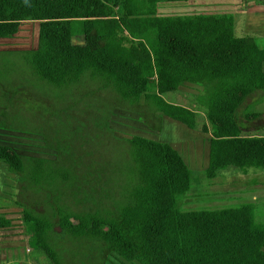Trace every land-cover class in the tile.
I'll use <instances>...</instances> for the list:
<instances>
[{"label":"trees","instance_id":"1","mask_svg":"<svg viewBox=\"0 0 264 264\" xmlns=\"http://www.w3.org/2000/svg\"><path fill=\"white\" fill-rule=\"evenodd\" d=\"M186 1L0 0V39L15 35L23 21H37L36 47L14 52L38 80L62 86L89 76L99 94L112 89L135 105L143 98L208 133V178L231 168L264 170V126L247 129L239 120L244 101L264 91V47L236 35L231 13L158 14L161 4ZM187 85L204 114L172 100ZM253 107L244 111L248 121L261 116ZM112 108L99 99L85 115L110 141L127 143V157L82 158L46 141L50 156L36 157L0 145V162L22 178L20 188L44 195L22 205L28 249L49 264H74L78 256L107 264L115 255L131 264H264V223L256 221L254 204L181 210L192 178L184 158L165 141L115 138ZM124 177L129 185L122 189ZM12 228L13 220L0 215V229Z\"/></svg>","mask_w":264,"mask_h":264},{"label":"rangeland","instance_id":"2","mask_svg":"<svg viewBox=\"0 0 264 264\" xmlns=\"http://www.w3.org/2000/svg\"><path fill=\"white\" fill-rule=\"evenodd\" d=\"M215 13L233 14L236 35H250L264 47V0H187L158 7L160 15ZM37 30V21H23L15 35L0 39V145L6 144L21 155L36 157L50 156V149L44 141L58 143L66 147L70 154L82 158L85 155L94 157L95 154L127 157L128 144L110 141L85 115V111H96V103L100 99L106 108L113 107L110 128L115 138L123 141L133 135H141L165 141L184 158L192 178L189 191L179 200L181 210L218 209L253 203L256 221L264 223V170L242 172L231 168L208 178L205 174L208 133L189 129L162 115L146 105L143 98L135 105L120 99L112 89H105L99 94L98 80L89 76L79 83L62 86L38 80L28 71L22 56L14 52L34 49ZM195 94L196 90L187 85L179 87L171 97L173 101L204 114L202 107L193 104ZM253 105L252 110L260 112L261 116L248 121L244 118V111L247 106ZM239 120L247 129L264 126V91H257L244 101L239 110ZM123 179L125 183H121ZM121 180L122 189L129 185L127 177ZM20 181V176L10 172L8 166L0 162V215L13 220V228L9 232L0 229V264H4L1 262L4 256L8 264H19L21 260L24 261L21 264H49L42 254L25 251L28 247L21 218L22 205L32 199H43L44 195L32 189L23 191ZM31 203L37 211H52L47 203ZM53 237L56 244H62L64 239L57 228ZM12 260L17 261L13 263ZM74 264L91 263L78 256ZM107 264L131 263L115 255Z\"/></svg>","mask_w":264,"mask_h":264},{"label":"crops","instance_id":"3","mask_svg":"<svg viewBox=\"0 0 264 264\" xmlns=\"http://www.w3.org/2000/svg\"><path fill=\"white\" fill-rule=\"evenodd\" d=\"M6 232H9V231H6ZM25 251H27V252H30V250L28 249V248H25ZM3 260L4 261H1V262H3L4 264H8L6 261H8V259L4 256V258H3ZM17 260H12V262L14 263V262H16ZM21 261H23V260H21ZM21 261H19V264H21ZM24 262V261H23Z\"/></svg>","mask_w":264,"mask_h":264},{"label":"flooded vegetation","instance_id":"4","mask_svg":"<svg viewBox=\"0 0 264 264\" xmlns=\"http://www.w3.org/2000/svg\"><path fill=\"white\" fill-rule=\"evenodd\" d=\"M10 38V37H9ZM9 38H5V39H9ZM2 145H5V146H8V147H10V148H12L13 149V147L12 146H9V145H6V144H2ZM15 150V149H14ZM16 151V150H15ZM17 152V151H16ZM18 153V152H17Z\"/></svg>","mask_w":264,"mask_h":264}]
</instances>
